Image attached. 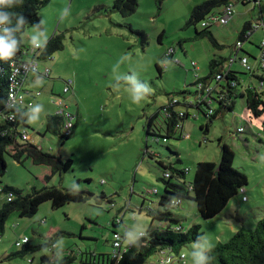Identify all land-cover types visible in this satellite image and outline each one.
Instances as JSON below:
<instances>
[{
    "label": "rangeland",
    "instance_id": "374dc122",
    "mask_svg": "<svg viewBox=\"0 0 264 264\" xmlns=\"http://www.w3.org/2000/svg\"><path fill=\"white\" fill-rule=\"evenodd\" d=\"M206 1L164 0L160 5L157 0H139L137 10L125 15L115 7V0H51L40 13L43 27L27 26L22 38L28 47L44 46L54 34L62 35L64 42V48L50 59L41 60L40 67H49L51 73L34 85L42 95L35 105L40 106V112L34 113L33 107L28 115L29 141L63 159L72 157L74 166L46 181L48 166L37 165L31 158L19 163L6 153L7 170L0 176V187H15L28 194L34 187L57 185L94 195L87 202H70L57 209L50 201L44 202L32 217L13 212L0 238V264H44L45 255L55 261V257L62 260L71 252L76 255L73 264H81V252L110 254L114 223L127 232L126 243L137 240L140 232L155 225L150 209L159 206L164 193V169L159 161L187 169L190 181L198 162H220L224 143L235 152L234 168L245 172L249 183L214 218L204 219L192 199L175 208L185 228L201 225L203 238L200 243L185 245L180 254L172 253L166 264H195L193 253L206 241L213 247L229 240L241 227H254L264 219V115L256 117L243 96L237 97L234 110L221 112L212 122L194 106L197 77L209 74L213 58L228 63L247 23L253 26L254 43L245 39L244 50L254 56L250 63L256 75L239 61L233 66L241 72L245 85L253 84L264 93L259 48L264 30H255L264 17V0L256 7L253 3L236 4L235 18L229 24L211 27L216 43L209 36H197L196 30H204L200 22L188 26L193 10ZM37 33L38 41L33 43L32 36ZM171 48L174 51L169 53ZM68 82L74 91L63 93ZM135 85L147 89L138 103L131 99ZM59 94L75 115L76 129L65 142L46 132V116L58 110L52 100ZM173 100L180 101L175 109L190 114L184 121V131L190 136L180 139L174 135L158 142L153 134L148 136L147 126L155 114L174 104ZM186 100L193 106L186 107ZM212 106L218 109L217 102ZM33 115L35 121H31ZM164 118L163 113L158 114L151 132L167 133ZM240 127L244 128L241 132ZM155 188L159 193H148ZM103 193L112 202L102 197ZM7 201L8 194L0 193V208ZM25 235L34 246L42 247L25 257H10L23 248L15 243ZM53 242L55 250L50 249ZM144 264H161L158 254Z\"/></svg>",
    "mask_w": 264,
    "mask_h": 264
},
{
    "label": "trees",
    "instance_id": "16d2710c",
    "mask_svg": "<svg viewBox=\"0 0 264 264\" xmlns=\"http://www.w3.org/2000/svg\"><path fill=\"white\" fill-rule=\"evenodd\" d=\"M51 0H18L11 8H3L0 11L15 12L18 15L10 17V22L6 21L0 24V36L6 35L3 31L8 28L12 37L17 41V48L14 52L15 58H22L25 49L29 48L23 42V33L29 24L43 27L41 10L47 6ZM162 5L164 0H157ZM229 0H208L204 4L197 6L188 22V26L195 25L200 22L209 12L221 8L227 4ZM246 3L245 5H247ZM139 0H115V7L122 11L123 14L129 15L137 10ZM205 28L197 31L198 37L209 36L214 42L216 40L210 30ZM252 29L251 23H247L240 35L243 40L245 34ZM160 41L161 38H160ZM261 44L259 45L260 48ZM64 48L62 35L54 34L44 46H40L41 60L50 59L53 53ZM248 53L246 50H243ZM250 55V53H248ZM227 59L213 58L210 62V72L205 77H199L197 74V84L202 81L206 84H213V91L210 97L213 103H218V109L213 106V112L209 116L212 122L217 115L225 110H234L236 99L239 96L246 98L248 108L256 116L264 115V93L253 84L245 85L240 76V71L233 70L227 74H223L222 79H218L217 75L223 71L224 61ZM262 68L264 65L260 64ZM0 89L3 91L7 88V78L11 72L10 57L0 56ZM159 69L162 67L158 65ZM256 75V69L252 72ZM260 77V76H259ZM263 80L262 78H260ZM187 95L188 92H182ZM199 91L195 93L197 99ZM0 96V100L4 101V92ZM184 98H188L187 96ZM163 108V111L155 114L147 126L148 136L154 135L155 139L160 142L161 139H169L176 135L182 139L184 131V121L190 114L188 110L175 109L180 101L175 102ZM191 102V101H190ZM190 102L184 101L186 107L193 106ZM2 104V101H0ZM200 111L204 112L205 107L201 104H195ZM27 111L20 113V119L11 124L0 125V130L7 129L8 134L0 137V176H3L7 170V162L5 154H10L16 161L23 163L25 159L31 158L37 165H46L50 168V172L46 175V181L56 175H63L73 169L74 159L69 157L63 159L61 156L52 154L43 150L39 146L30 141L21 140L19 127L23 126L28 129ZM164 114V126L167 133L151 132L153 122L158 114ZM183 113V114H182ZM65 118L63 115L48 114L46 116V132L60 136L62 142L68 140L76 129L71 133L64 132ZM264 126V121H263ZM209 125H207V128ZM183 128V129H182ZM235 152L231 147L224 143L222 146V158L220 162L201 161L196 165L194 178L187 180V169L180 168L175 164H166L159 161V165L164 169V173L170 171V177L165 175L161 179L165 183L164 193L160 196L159 206L150 209L153 221L166 223V227H155L150 225L147 234L144 237L137 238L132 244L128 245L122 256L111 258L110 254H101L102 261H93L90 264H144L148 259L157 254L161 249H167L170 254H180L181 249L190 243H200L203 238V231L200 224H194L185 228L182 224L183 218L175 213V208L179 207L185 199H192L197 205L199 214L204 219H210L218 216L228 205L229 201L245 189L249 183L248 175L234 168ZM180 161V160H179ZM91 181V180H89ZM3 192L12 194L13 199L7 201L0 208V238L6 232V222L9 216L17 211L21 217H32L38 211L40 206L47 201L52 203L53 208L57 209L70 202H87L91 195L73 187H63L57 185H46L42 188L34 187L32 192L23 194L21 189L6 186ZM102 197L108 198L104 193ZM111 202L112 200L108 198ZM116 226V224H113ZM177 226L180 229H177ZM51 246V245H50ZM23 248L12 254L10 257H25L29 252L36 251L42 246H34L28 242L22 246ZM205 255L209 257L208 264H264V219H261L254 227H241L227 241H220L211 248V251H205ZM76 256L73 252L62 260L51 261L47 256L42 257L44 264H73ZM88 264V263H87Z\"/></svg>",
    "mask_w": 264,
    "mask_h": 264
},
{
    "label": "built area",
    "instance_id": "2783aa9c",
    "mask_svg": "<svg viewBox=\"0 0 264 264\" xmlns=\"http://www.w3.org/2000/svg\"><path fill=\"white\" fill-rule=\"evenodd\" d=\"M262 0H229V2L225 5H223L219 9H215L211 12H209L201 21L200 24L202 28H211L214 25L217 26H226L230 23V21L234 18L236 13V4L238 2L242 4L246 3H253L256 7L257 5H261ZM253 27V26H252ZM262 29L264 30V19L262 21H259L256 24L255 30ZM253 30H249L243 40L240 39L236 43L237 52L234 56H232L228 63L225 64L223 71L217 75L218 79H222L223 74H227L230 71L236 70L234 68V63L239 61L246 70L252 72L255 67L250 63V57L252 55L248 53L240 54L242 49L244 50V42L245 39H250V36L252 34ZM261 55H260V64L264 65V37L261 41ZM174 51L173 48L170 49L169 53H172ZM22 58H15L14 55L10 56L11 59V72L7 78V88L1 91L0 89V96H3L4 92V101H2V104H0V125L4 124H11L18 119H20V113H23V111L29 112L36 103V100L38 97L42 95V92L39 90H29L26 88V82L29 79L31 75H38L40 77H50L51 69L49 67H45L42 69L40 67L41 59V50L40 46H31L23 52ZM2 68L0 67V74H1ZM197 90L199 91L197 95V99L195 101V104H201V106L205 107V111L207 115L212 114L213 112V99L210 97L212 94V91L214 89L213 84H206L202 81H200L197 84ZM74 91V86L72 82H68L67 85L64 88L63 93H71ZM53 103H56L59 108L55 114L63 115L65 118V124H64V132L66 134L71 133V131L74 128V117L75 115L71 113L68 109V104L65 98L62 95H57V98L54 97ZM183 114V113H182ZM28 116V113H27ZM23 128V129H22ZM183 129V128H182ZM244 128L240 127L239 132L243 131ZM19 133L21 140L29 141L31 139V133L29 129L21 126L19 127ZM8 134L7 129L0 130V137H5ZM184 138H188L190 136L189 133H185L183 131ZM167 141V139H164ZM165 177H170V171H167L164 173ZM245 189H242L241 191H244ZM3 192V188L0 187V193ZM148 193H159V189L155 188L154 190H149ZM13 199L12 194H8V200L11 201ZM244 199H247L246 196H244ZM162 225L164 224V227H166V223L160 222ZM162 227V228H164ZM177 229L179 230L180 227L177 226ZM147 234V232H140L139 238L144 237ZM30 242V239L28 236L21 237L16 240V246L22 247L24 244ZM131 243L125 242L124 233L122 231L116 230L113 228V239H112V251L110 252L111 258H117L119 259L125 249L128 245ZM57 247L56 243L53 242L50 246L51 250H55ZM158 257L160 259L161 264L169 263L170 260L173 258L171 256L170 251L167 249H161L157 252ZM185 257L181 258V261H183Z\"/></svg>",
    "mask_w": 264,
    "mask_h": 264
},
{
    "label": "clouds",
    "instance_id": "9594fccd",
    "mask_svg": "<svg viewBox=\"0 0 264 264\" xmlns=\"http://www.w3.org/2000/svg\"><path fill=\"white\" fill-rule=\"evenodd\" d=\"M17 2L18 0H0V9L11 8ZM17 15L18 14L15 12L0 11V24L5 23L6 21L10 22V17L17 16ZM3 31L6 33V35L0 36V56L10 57L11 55L14 54L17 48V41L12 37L11 31L8 28H4ZM34 32H37V30L34 29ZM32 40H33V43H37L38 33L32 36ZM130 92H131L132 101L134 103H138L142 99L145 98L147 89H144L139 85H135L130 90ZM33 112L34 113L40 112V106L35 107L33 109ZM36 119L37 117L33 115L31 118V121H35ZM211 248H212V245L208 241H206V243L201 246L200 251L193 253V256L195 258V264H208L209 257L205 255V251H211Z\"/></svg>",
    "mask_w": 264,
    "mask_h": 264
},
{
    "label": "crops",
    "instance_id": "0c3cea01",
    "mask_svg": "<svg viewBox=\"0 0 264 264\" xmlns=\"http://www.w3.org/2000/svg\"><path fill=\"white\" fill-rule=\"evenodd\" d=\"M262 2V1H261ZM240 2H238L237 4H239ZM242 4V3H241ZM243 5H245V4H243ZM234 18H235V16H234ZM233 18V19H234ZM264 19V17L262 16L261 17V19H260V21H262ZM254 31V30H253ZM252 34H253V32H252ZM252 34H251V36H252ZM251 36H250V41H252L251 40ZM252 43H254L253 41H252ZM245 48V47H244ZM248 53H250L252 56H253V54H252V52L250 51V50H246ZM254 57V56H253ZM43 77H40V76H38V75H31L30 77H29V79L27 80V82H26V88L27 89H29V90H36V89H34V85L38 82V81H40L41 79H42ZM52 94H54V93H52ZM56 95V94H55ZM60 95V94H59ZM39 98V97H38ZM38 98H37V100H36V103H37V101H38ZM54 98V97H53ZM53 101V100H52ZM36 103H35V105H36ZM53 103V102H52ZM35 107V106H34ZM30 112V111H29ZM29 112H28V115H29ZM57 112V111H56ZM76 115H79V112L77 111V114ZM218 163V162H217ZM130 208H128L127 210H129ZM154 223V222H153ZM156 223H158V225L156 224ZM161 223L158 221V220H156L155 221V225L154 226H159ZM164 225V224H163ZM115 229L116 230H119V228H118V225H116L115 226ZM120 231V230H119ZM124 233V232H123ZM26 236V235H25ZM124 237H125V240H126V238H127V232L126 233H124ZM19 239V238H18ZM30 242H31V240H30ZM45 256H47L49 259H50V257L48 256V255H45ZM54 256L55 255H53V257H52V259L54 258ZM76 256V255H75ZM58 257V256H57ZM80 257H81V264H90L91 262L92 263H94L93 261H99V263L102 261V259H101V254H98V253H96L95 251L94 252H90V254H88V255H85L84 254V252H81L80 253ZM59 258V257H58ZM60 259V258H59ZM55 260H57V258L55 257Z\"/></svg>",
    "mask_w": 264,
    "mask_h": 264
},
{
    "label": "water",
    "instance_id": "95a60500",
    "mask_svg": "<svg viewBox=\"0 0 264 264\" xmlns=\"http://www.w3.org/2000/svg\"><path fill=\"white\" fill-rule=\"evenodd\" d=\"M82 192H85V193H87V194H89V195H91V196H93V195H94V193H93V192H90V191H88V190H83Z\"/></svg>",
    "mask_w": 264,
    "mask_h": 264
}]
</instances>
